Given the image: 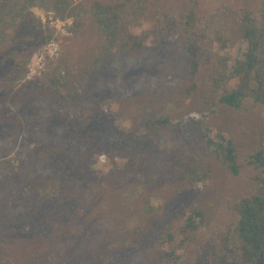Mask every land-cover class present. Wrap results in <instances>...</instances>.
Wrapping results in <instances>:
<instances>
[{
  "label": "rangeland",
  "instance_id": "1",
  "mask_svg": "<svg viewBox=\"0 0 264 264\" xmlns=\"http://www.w3.org/2000/svg\"><path fill=\"white\" fill-rule=\"evenodd\" d=\"M138 1L148 3L149 14L137 33L165 14L173 15L165 26L172 30L182 6L201 18L223 4L256 10L262 0ZM32 18L53 29L48 42ZM70 24L71 19L34 7L0 52V254L14 264H46L50 254L53 264H162L154 240L165 230L180 229L197 210L202 224L191 217L199 228L187 246L188 264H206L210 231L225 225L228 204L242 195L243 186L201 148V128L185 117L214 110V122L231 128L246 145L251 138L242 132L249 128L251 103L240 112L215 106L218 93L237 84L230 73L209 82L204 60L193 77L185 38L149 41L140 52L115 50L87 77L77 104L66 101L38 81L46 56L39 70L31 63L55 42L54 57L63 52L74 63L89 65L99 36L93 25L73 36ZM25 58L27 66L21 67ZM161 117L179 123L150 132L149 120ZM182 146L210 169L212 183L184 185L172 166ZM135 155L139 161L122 168ZM53 180L58 190L43 197L45 183ZM147 197L153 207L162 206L159 216L141 212Z\"/></svg>",
  "mask_w": 264,
  "mask_h": 264
},
{
  "label": "trees",
  "instance_id": "2",
  "mask_svg": "<svg viewBox=\"0 0 264 264\" xmlns=\"http://www.w3.org/2000/svg\"><path fill=\"white\" fill-rule=\"evenodd\" d=\"M34 7L51 12L62 21L71 19L67 30L73 36L89 25L94 26L99 36L89 65L76 64L63 52L53 58L46 56L45 71L38 81L73 104H77L87 77L100 68L107 56L115 50L140 52L149 41L156 44L163 39L185 38L193 77L203 60L209 65V82L226 79L230 73L237 86L218 93L215 106L240 112L251 103L249 128L242 132L251 138L246 145L231 128L214 122V110L193 112L185 117L187 123L201 128V148L213 155L222 169L243 186L242 195L228 204L225 225L210 231L205 261L206 264H264V0L256 10H233L219 5L201 18L182 6L175 13L179 18L172 30L167 31L165 26L173 15L165 14L140 33L136 28L147 21L149 14L145 1L121 0L113 5L95 1L87 5L71 0H0V52L14 40L19 23L32 15ZM32 23L37 30L45 31L46 42L52 38L53 29L47 24L43 27L39 19H33ZM27 61L28 58L23 59L21 67L27 66ZM259 107L263 110L259 111ZM178 123L161 117L149 120L147 125L154 132L155 127ZM138 161L139 157L132 156L122 168H131ZM172 166L182 175L184 185L202 187L206 182H213L210 169L185 146L173 156ZM58 188L57 181H49L41 190L42 196L49 197L48 191ZM161 208L160 204L153 207L150 197L140 204L145 216H159ZM202 215L194 210L180 229L165 230L157 236L154 248L160 253L162 264H188L191 255L187 246L199 228L190 222L191 217L198 216L202 224ZM53 259L50 254L46 264H53ZM0 264L14 262L0 254Z\"/></svg>",
  "mask_w": 264,
  "mask_h": 264
},
{
  "label": "built area",
  "instance_id": "3",
  "mask_svg": "<svg viewBox=\"0 0 264 264\" xmlns=\"http://www.w3.org/2000/svg\"><path fill=\"white\" fill-rule=\"evenodd\" d=\"M58 23V26H60V23L58 21H56ZM54 22L51 20V24H53ZM64 25V24H63ZM47 51H46V50ZM57 49H58V45L55 42H51L49 43L43 51H46L45 53H42L40 55H36L35 58L37 59V61L32 62L31 65H36V67H32V68H36V70H39L42 68V66H44V60H45V56H49V57H54L55 55H57ZM30 68V65H29ZM35 70V69H34ZM34 72V71H33Z\"/></svg>",
  "mask_w": 264,
  "mask_h": 264
}]
</instances>
